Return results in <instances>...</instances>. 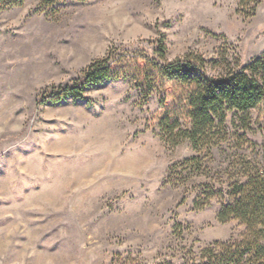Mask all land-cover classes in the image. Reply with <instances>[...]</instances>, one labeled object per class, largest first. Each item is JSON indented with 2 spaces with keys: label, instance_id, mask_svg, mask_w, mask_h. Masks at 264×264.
Instances as JSON below:
<instances>
[{
  "label": "rangeland",
  "instance_id": "1",
  "mask_svg": "<svg viewBox=\"0 0 264 264\" xmlns=\"http://www.w3.org/2000/svg\"><path fill=\"white\" fill-rule=\"evenodd\" d=\"M0 6V264H182L243 234L206 191L245 180L244 161L264 170V100L246 132L229 113L209 153L172 145L159 118L185 91L160 70L192 52L242 64L264 52V0ZM103 57L114 77L58 97Z\"/></svg>",
  "mask_w": 264,
  "mask_h": 264
},
{
  "label": "trees",
  "instance_id": "2",
  "mask_svg": "<svg viewBox=\"0 0 264 264\" xmlns=\"http://www.w3.org/2000/svg\"><path fill=\"white\" fill-rule=\"evenodd\" d=\"M22 1L3 0L7 5ZM43 1L54 4L62 0ZM247 1L240 0V6L243 8ZM235 61L225 56L208 60L192 52L161 68L163 77L177 79L185 91L183 102L160 116L158 125L162 137L172 145L187 139L195 150L209 153L228 138L229 113L234 116V124L238 122L245 132L250 129L251 111L264 100V52L245 64ZM112 65L111 57L97 59L73 85L61 86L58 97H81L84 86L114 77ZM182 118L188 119L187 125L184 126ZM199 160V156H192L186 162ZM251 165L247 160L240 168L245 180L235 179L227 188L207 185L206 191L207 197L223 199L219 221L237 220L245 226L243 234L236 239L215 241L199 257L193 255L182 264H264V170ZM208 201L198 200L196 207L203 208ZM159 264L174 263L165 260Z\"/></svg>",
  "mask_w": 264,
  "mask_h": 264
}]
</instances>
